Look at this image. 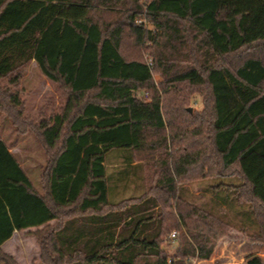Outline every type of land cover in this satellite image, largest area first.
<instances>
[{
	"label": "trees",
	"instance_id": "16d2710c",
	"mask_svg": "<svg viewBox=\"0 0 264 264\" xmlns=\"http://www.w3.org/2000/svg\"><path fill=\"white\" fill-rule=\"evenodd\" d=\"M147 42L154 69L133 52ZM32 61L66 100L14 121L48 154L40 187L0 128V264L31 227L42 264H192L234 219L264 243V0H0V112L20 104L1 82Z\"/></svg>",
	"mask_w": 264,
	"mask_h": 264
},
{
	"label": "rangeland",
	"instance_id": "374dc122",
	"mask_svg": "<svg viewBox=\"0 0 264 264\" xmlns=\"http://www.w3.org/2000/svg\"><path fill=\"white\" fill-rule=\"evenodd\" d=\"M151 45V42H147L145 45L146 49L139 50L135 48L133 52L137 53L140 51L143 60L147 63L149 62L154 69V59L149 49ZM153 72L155 85L162 93L165 90L163 85L166 84L167 79L160 72L156 70ZM1 85L17 94L20 100V104L17 105L15 110L10 109V111L0 112L2 136L8 139L12 151L18 154L23 166L28 170L30 177L40 187L42 174L47 165L48 154L44 149L41 138L37 136L36 130L33 127L30 126L27 129H24V127L19 128L14 121L16 119L19 121L27 120V122L39 123V120L43 117L49 119L55 114L60 113L63 108L62 105L66 100L65 90L60 83L52 82L42 74L35 61H32L22 68L20 72L14 73L11 77L2 81ZM164 86L167 87L166 85ZM192 89L191 91L189 90L191 95L187 106L191 108L192 112L197 113V110L202 109L204 105L203 100L206 89L203 91L200 87ZM198 89L201 91H198ZM139 96L144 98L146 94L140 92ZM166 134L169 136L168 125ZM207 184L209 183L202 182L191 187L198 205L206 202L209 203V195H201L204 193L201 190ZM235 222L237 221L234 219L232 223L235 225H232L228 235L217 241L215 251L211 258H192V264H239L245 261V257L250 252H256L264 259V243L259 244L250 240L249 234L252 231L248 229L242 230L241 226ZM174 232L177 233L176 236L180 235L178 230L172 231L169 237L172 241H169L167 244L168 254H173L179 246L177 241L174 240ZM26 234L27 237L28 235H33L30 231H26ZM33 237L34 239L27 238L26 240L21 237L20 242L13 240L4 249L7 251L12 249L14 253L18 254L19 260L21 261L20 264H42L39 259L41 251L39 249V242L35 235ZM11 243L14 244L10 245Z\"/></svg>",
	"mask_w": 264,
	"mask_h": 264
},
{
	"label": "crops",
	"instance_id": "0c3cea01",
	"mask_svg": "<svg viewBox=\"0 0 264 264\" xmlns=\"http://www.w3.org/2000/svg\"><path fill=\"white\" fill-rule=\"evenodd\" d=\"M33 230H35V228L34 227H31V228H25V230H21V231H14L13 233V236L12 237H10V239L9 240H7L6 242H4L2 245H1V248H2V250H4L5 252H7V253H9V254H12L13 256H15V258L17 259V261L19 262V264L21 263V261L19 260V255L18 254H16V253H14V251L12 250V249H10V250H5L4 248H5V246L9 243V242H11V241H13V240H16V241H19L20 242V238L22 237L24 240H26L27 238L28 239H30V238H33L34 239V237H33V235H28V237H27V234H26V231H33ZM35 243H36V241H35ZM12 244H14V243H11L10 245H12ZM36 246H37V244H36ZM38 247V246H37ZM24 258V257H23ZM23 261H24V259H23ZM242 263V262H241Z\"/></svg>",
	"mask_w": 264,
	"mask_h": 264
},
{
	"label": "built area",
	"instance_id": "2783aa9c",
	"mask_svg": "<svg viewBox=\"0 0 264 264\" xmlns=\"http://www.w3.org/2000/svg\"><path fill=\"white\" fill-rule=\"evenodd\" d=\"M176 235H177V233H176V232H174V233H173V236L175 237Z\"/></svg>",
	"mask_w": 264,
	"mask_h": 264
}]
</instances>
